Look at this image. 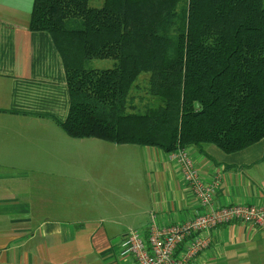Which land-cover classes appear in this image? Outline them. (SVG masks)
Masks as SVG:
<instances>
[{
	"label": "crops",
	"instance_id": "0c3cea01",
	"mask_svg": "<svg viewBox=\"0 0 264 264\" xmlns=\"http://www.w3.org/2000/svg\"><path fill=\"white\" fill-rule=\"evenodd\" d=\"M32 3L0 0V264H137L124 254L129 230L202 210L161 149L101 147L63 132L65 70L50 35L29 30ZM102 150L103 164L93 163ZM186 151L204 181L219 176L214 207L264 208V138L230 154L214 145ZM204 234L211 243L190 264H264L263 229L229 223Z\"/></svg>",
	"mask_w": 264,
	"mask_h": 264
},
{
	"label": "trees",
	"instance_id": "16d2710c",
	"mask_svg": "<svg viewBox=\"0 0 264 264\" xmlns=\"http://www.w3.org/2000/svg\"><path fill=\"white\" fill-rule=\"evenodd\" d=\"M29 30L61 56L70 138L167 154L264 138L263 0H33Z\"/></svg>",
	"mask_w": 264,
	"mask_h": 264
},
{
	"label": "built area",
	"instance_id": "2783aa9c",
	"mask_svg": "<svg viewBox=\"0 0 264 264\" xmlns=\"http://www.w3.org/2000/svg\"><path fill=\"white\" fill-rule=\"evenodd\" d=\"M197 206L202 210L192 219L158 227L151 221L146 232L131 229L125 235L124 254L137 264H190L211 243L204 233L229 223L251 224L264 230V208L254 205L213 206L219 176L204 181L186 149L168 153Z\"/></svg>",
	"mask_w": 264,
	"mask_h": 264
},
{
	"label": "rangeland",
	"instance_id": "374dc122",
	"mask_svg": "<svg viewBox=\"0 0 264 264\" xmlns=\"http://www.w3.org/2000/svg\"><path fill=\"white\" fill-rule=\"evenodd\" d=\"M103 1L104 0H88V4L91 7H100L102 5ZM263 7H264V0H263ZM113 63L114 62L112 60H109V59L93 60V61H91L89 63V66L92 67V68H96V69H107V68H111L113 66ZM144 75H146V74H141L140 77L138 78V80L142 79V77ZM99 141H101V142H99ZM95 143H98L97 145H101V147L103 146V140H98ZM92 148L95 149V148H99V147L98 146H93ZM92 155H94L92 157V160H91L93 163H95V162L96 163H100V161H101V163L103 164V150H102V156L100 154H96V153H93ZM116 159L117 158H109L110 161L117 163ZM93 174H94L93 178L95 180H98V179H102L103 180V174L100 175V173L96 172V171L93 172Z\"/></svg>",
	"mask_w": 264,
	"mask_h": 264
}]
</instances>
